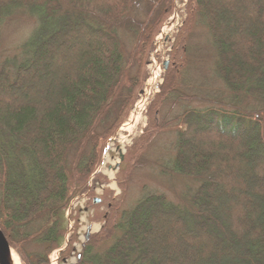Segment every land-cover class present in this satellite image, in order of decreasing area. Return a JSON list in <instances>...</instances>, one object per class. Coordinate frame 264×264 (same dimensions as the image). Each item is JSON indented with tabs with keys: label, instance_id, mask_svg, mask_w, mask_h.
<instances>
[{
	"label": "trees",
	"instance_id": "obj_1",
	"mask_svg": "<svg viewBox=\"0 0 264 264\" xmlns=\"http://www.w3.org/2000/svg\"><path fill=\"white\" fill-rule=\"evenodd\" d=\"M175 2L0 0V24L20 10L38 21L20 60L0 66V228L22 264H50L64 248L66 213L101 178L105 145L143 89ZM139 5L143 21L131 17ZM186 8L153 106L171 95L188 101L181 80L202 15L228 88L227 100L209 105L230 112L186 108L168 123L179 124L172 172L196 182L193 193L182 204L150 194L130 210L116 206L76 264H264V0H189ZM32 244L42 251L31 253Z\"/></svg>",
	"mask_w": 264,
	"mask_h": 264
},
{
	"label": "rangeland",
	"instance_id": "obj_2",
	"mask_svg": "<svg viewBox=\"0 0 264 264\" xmlns=\"http://www.w3.org/2000/svg\"><path fill=\"white\" fill-rule=\"evenodd\" d=\"M188 1H177L176 9L156 35L153 50L148 58V80L147 83L145 81L144 90L148 87L155 64L163 66L159 88L151 91L140 116L134 119L136 105L141 99L140 95L138 96L129 118L106 143L102 162L97 169L101 178L95 184H91L87 194L71 203L66 213L69 224L66 244L64 248L50 256V264H76L77 256L81 253L88 235L90 239L102 230L105 220L116 206L117 212L130 210L136 202L150 194H164L174 203L182 204L185 197L193 193L196 182L172 172L177 151L175 126L179 124L168 123L173 122L186 108L190 110L211 108L219 115L226 111L230 112V108L226 105L214 104L211 107L209 105V102H214L216 98L221 101L223 98L227 100L228 88L218 75L217 48L213 43L208 23L202 15L197 17L194 32L188 41V68L183 72L181 80V83L185 84L182 86L184 87L182 92L187 94L188 101H179L176 95H171L164 102L157 104L158 106H153L165 84L164 63L170 64L175 38L185 25ZM131 17L139 21L145 20L144 5L137 6ZM37 25L36 18L21 10L0 24V66L6 61L20 60L23 47ZM121 35L127 49L132 50L133 43L129 32L122 29ZM35 91L36 89H33L31 96ZM154 113L157 114L158 122L151 126L150 118ZM217 192L223 193V189L219 188ZM95 199H100V202L95 204ZM74 235L77 237L73 245L74 251L66 257L64 263L60 260L61 251L66 249L70 237ZM28 249L31 253L42 251V248L33 244L29 245Z\"/></svg>",
	"mask_w": 264,
	"mask_h": 264
},
{
	"label": "built area",
	"instance_id": "obj_3",
	"mask_svg": "<svg viewBox=\"0 0 264 264\" xmlns=\"http://www.w3.org/2000/svg\"><path fill=\"white\" fill-rule=\"evenodd\" d=\"M161 67V68H160ZM155 69H158L157 71H154ZM162 69V65H157L155 64V66H153L152 70L153 72H151V77L150 80L148 81V87L146 88V90L144 91V93L140 96L141 99L139 101V103L136 105V113L134 114L133 118H137L140 116L141 112L143 111V108L146 105L148 96H150L151 91L153 92L155 89L159 88V85L162 81V74H160ZM155 72V74H154ZM159 80V81H157Z\"/></svg>",
	"mask_w": 264,
	"mask_h": 264
},
{
	"label": "water",
	"instance_id": "obj_4",
	"mask_svg": "<svg viewBox=\"0 0 264 264\" xmlns=\"http://www.w3.org/2000/svg\"><path fill=\"white\" fill-rule=\"evenodd\" d=\"M166 69L169 67V63L165 64ZM100 199H95L94 203H99ZM89 239V235L87 237ZM0 264H14V251L11 248L9 241L0 228Z\"/></svg>",
	"mask_w": 264,
	"mask_h": 264
},
{
	"label": "bare ground",
	"instance_id": "obj_5",
	"mask_svg": "<svg viewBox=\"0 0 264 264\" xmlns=\"http://www.w3.org/2000/svg\"><path fill=\"white\" fill-rule=\"evenodd\" d=\"M14 264H21L18 256L14 253Z\"/></svg>",
	"mask_w": 264,
	"mask_h": 264
}]
</instances>
